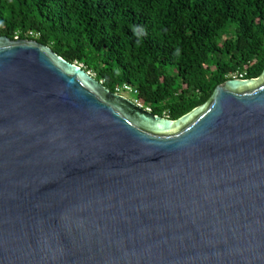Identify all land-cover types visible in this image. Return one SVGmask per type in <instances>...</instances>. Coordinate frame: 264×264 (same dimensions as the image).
<instances>
[{"label": "water", "instance_id": "water-1", "mask_svg": "<svg viewBox=\"0 0 264 264\" xmlns=\"http://www.w3.org/2000/svg\"><path fill=\"white\" fill-rule=\"evenodd\" d=\"M254 81L173 120L0 36V264H264Z\"/></svg>", "mask_w": 264, "mask_h": 264}, {"label": "trees", "instance_id": "trees-1", "mask_svg": "<svg viewBox=\"0 0 264 264\" xmlns=\"http://www.w3.org/2000/svg\"><path fill=\"white\" fill-rule=\"evenodd\" d=\"M0 36L48 46L111 92L129 85L173 120L264 72V0H0Z\"/></svg>", "mask_w": 264, "mask_h": 264}, {"label": "built area", "instance_id": "built-area-1", "mask_svg": "<svg viewBox=\"0 0 264 264\" xmlns=\"http://www.w3.org/2000/svg\"><path fill=\"white\" fill-rule=\"evenodd\" d=\"M29 35L30 36H33L34 34L33 33H29ZM15 39H18V37H15ZM240 78H241V76H240ZM125 91H129V92H133L134 94H136L137 93V91L135 90V89H133L131 86H129V85H123V86H121V87H118V88H116L115 89V91H114V93H116V94H119V95H121V96H123V97H126L124 94H123V92H125ZM126 98H128V97H126ZM131 100V99H130ZM137 106H139V107H142V108H144V109H146L147 111H150L151 112V109L149 108V107H146L141 101H139L138 99H134V100H132Z\"/></svg>", "mask_w": 264, "mask_h": 264}, {"label": "rangeland", "instance_id": "rangeland-1", "mask_svg": "<svg viewBox=\"0 0 264 264\" xmlns=\"http://www.w3.org/2000/svg\"><path fill=\"white\" fill-rule=\"evenodd\" d=\"M80 65H81V64H80ZM81 66H82V65H81ZM263 83H264V77L261 76V77L255 79L254 83H253L251 86H249V87H244V88H247V89H249V90H252V89H255V88L259 87V86L262 85ZM123 94H124L126 97H128L129 99H131V100L136 99V96H135V94H134L133 92L125 91V92H123ZM190 121H191V119H190L185 125H187ZM185 125H182L181 127L177 128V129H173V130H178V131H180Z\"/></svg>", "mask_w": 264, "mask_h": 264}]
</instances>
